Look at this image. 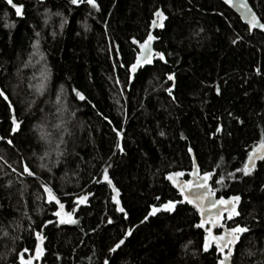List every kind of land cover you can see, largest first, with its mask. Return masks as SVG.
I'll use <instances>...</instances> for the list:
<instances>
[{"label": "trees", "instance_id": "obj_1", "mask_svg": "<svg viewBox=\"0 0 264 264\" xmlns=\"http://www.w3.org/2000/svg\"><path fill=\"white\" fill-rule=\"evenodd\" d=\"M13 2L21 17L0 0V264H19L21 249L32 264H217L186 202L141 223L150 207L182 201L166 176L190 173L191 152L219 198L240 197L226 223L249 231L233 264H264V160L236 171L264 136V35L219 0ZM248 2L264 23V0ZM157 10L164 60L131 83L133 41L144 42ZM25 164L34 176L17 175ZM42 184L76 223H59Z\"/></svg>", "mask_w": 264, "mask_h": 264}, {"label": "snow or ice", "instance_id": "obj_2", "mask_svg": "<svg viewBox=\"0 0 264 264\" xmlns=\"http://www.w3.org/2000/svg\"><path fill=\"white\" fill-rule=\"evenodd\" d=\"M5 2L11 7V9L14 10V13L17 17H21L23 15V11H22L23 5H18L14 3L13 0H5ZM70 2L74 5L80 2H86L89 6L93 8L97 7L95 0H70ZM223 2L231 7H239L243 10L242 18L246 19L248 29L250 32L254 28L264 31V23H261V21L256 17V15L245 3V0H223ZM154 15L160 21H163L166 18L164 14L159 10H157L154 13ZM153 25L154 26L157 25L156 20H153ZM159 26L163 27V24L161 23L159 24ZM155 38L156 37H154L153 35H151V33H149L147 38L144 40V42L139 45L140 53L136 56L135 62L132 63L128 69L130 74L135 73L138 67H141L143 65H150L152 63L153 52H152V48L149 45L151 41L154 40ZM133 43H136V41H133ZM233 43H235V41H233ZM155 55L158 56L160 60H164L163 54L156 53ZM167 78L168 80H173L172 75H168ZM166 91H168L169 94L171 95V89H166ZM73 92L75 93L77 99L81 101L85 99V97L75 89H73ZM218 92L219 90L217 89V93ZM0 98H2L4 101H9V98L3 91H0ZM7 107L9 110L12 109L13 105L11 104V102H8ZM18 126H19V122L15 118H13L11 122V131L16 132ZM220 130L221 129L219 127L216 128V132H219ZM113 131L116 133L117 141H119L120 131H117L115 128H113ZM7 143L11 145L12 141L8 140ZM117 148H119V143H117ZM189 152H191V149H189ZM257 159L264 160V136H262L259 140V143L255 147H253L251 151L248 152V162L245 163L244 168L237 169L236 171L237 172L242 171L244 175H249L253 167L255 166V161ZM193 167L195 168V164L193 165ZM23 173H26L28 176H34V173L29 169V167L26 164L23 166L22 173L18 172L17 175H21ZM183 175L184 173L177 171L168 174L166 179L172 182V186L178 190L180 196L183 197L184 200L182 201L169 200L167 202L161 203L158 207L155 206L150 207L148 214L144 216V220L141 221V223L147 221L149 217L155 216L160 211L171 213L175 209L177 203H183L184 201H186L187 203L193 205V207L196 208L197 212H201L203 214L200 222L196 225V227L198 228L205 229V235L203 238V250L207 252L210 246L214 245L215 251L220 254L217 264H229V260L234 254V248L237 245L238 241L240 240L241 234L248 232L249 229L247 227H242L239 223H234V226L224 229V231L220 235L216 236L212 234L211 228L212 227L224 228V224L220 223L221 219L223 218L221 215L222 212L227 213V217H226L227 220H233L235 216L240 215V213L237 211V204L240 201V197L231 196L227 200H225L224 198H220L218 200H211L210 198L212 196V190L208 187V180L210 179L211 176L209 172H204L202 176L193 172L190 175L196 176L197 177L196 180L187 181V182H181L178 180V178ZM229 176L231 177L232 174L230 173ZM103 179L104 181L107 182L108 186L112 190L113 193L112 201L116 206L115 210L119 213H124V209L120 206V201L117 199L118 196L117 189L112 186V182L107 174V169L104 170ZM222 179L223 177H221V179L219 180H216L215 182L221 183ZM41 188L46 194V202L48 203L55 202V205L57 206L58 210L55 211L53 215L60 218L59 223H72V224L76 223V221L72 218L71 213L63 212L64 205L60 203V201L57 199L53 189L49 187L47 184H42ZM86 200H87V196H80L77 197L76 203L82 204L85 203ZM213 209H215V215H212ZM126 216L127 214L125 213V218ZM108 223H112V220L109 219ZM205 224H209L211 227L205 228ZM130 234H131V230H128L124 232V237H127ZM40 239L41 237L37 235L36 240L39 241ZM123 244H124V239H120L114 246H112L109 249V251L115 252ZM28 251L30 250L21 249L20 252L17 253V259L19 261V264H32L31 257L25 259L24 256L22 255V253ZM36 253L38 258L39 254L41 253V247L39 243H36ZM105 264H107V261H105Z\"/></svg>", "mask_w": 264, "mask_h": 264}, {"label": "water", "instance_id": "obj_3", "mask_svg": "<svg viewBox=\"0 0 264 264\" xmlns=\"http://www.w3.org/2000/svg\"><path fill=\"white\" fill-rule=\"evenodd\" d=\"M219 1H221L227 8H229L240 20H241V22L243 23V25H245L247 28H248V25H247V22H246V19H244V18H242V16H243V10L241 9V8H239V7H231V6H229V5H227V4H225L224 2H223V0H219ZM245 3L248 5V7L252 10V12L256 15V17L260 20V18H259V16L257 15V13L254 11V9L251 7V5L249 4V2H248V0H245ZM161 12V11H160ZM261 21V20H260ZM162 23V21H160V20H157V25H153L152 24V27H151V30H150V33H151V35H153L154 36V34H155V32L158 30V29H160V26H159V24H161ZM261 23H263L262 21H261ZM253 32H259V33H261V34H263L264 35V31H261V30H259V29H257V28H254V29H252V31H251V33H253ZM155 37V36H154ZM143 43V42H142ZM142 43H134V45L136 46V48H137V50H138V53H137V55L140 53V47H139V45L140 44H142ZM157 43V39L155 38L154 40H152L151 41V43H150V47L152 48V52H153V59H152V63L150 64V65H143V66H141V67H138L137 68V70H136V72L135 73H129L130 74V82L131 83H133V81L135 80V78H136V76L139 74V72L141 71V70H145V69H147V68H150V67H152L153 65H154V63L156 62V61H158V60H160L159 58H158V56H156L155 54L157 53V51L155 50V44ZM136 55V56H137ZM136 59V58H135ZM134 62H135V60H134ZM133 62V63H134ZM81 101V100H80ZM191 161H192V170H191V172L190 173H188V174H186V173H184V175L183 176H181V177H179L178 178V180L179 181H181V182H187V181H195L196 180V176H194V175H190L191 173H193V172H195V173H197L198 175H203V173L201 172V170H200V168L198 167V164H197V162H196V159H195V157H194V155H193V153L191 152ZM262 160H260V159H257L256 161H255V166L253 167V169L257 166V164L259 163V162H261ZM246 162H248V159H247V161ZM195 164V168L193 167V165ZM252 169V170H253ZM171 173H173V172H171ZM170 174V173H169ZM211 174V173H210ZM168 176V175H167ZM166 176V177H167ZM166 181L169 183V185L178 193V195L180 196V194H179V192H178V190L176 189V188H174L173 186H172V182L171 181H169L168 179H166ZM211 182H212V175L210 176V179L208 180V187L212 190V196H211V200H218V199H220L218 196H217V194L213 191V189H212V184H211ZM181 197V196H180ZM181 199L182 200H184V198L183 197H181ZM225 200H227L228 198H224ZM184 202H186V201H184ZM187 203V202H186ZM187 205L196 213V215L198 216V219H199V222H200V220H201V217H202V213L201 212H197V210H196V208L195 207H193V205H191V204H189V203H187ZM237 211L239 212V205L237 204ZM212 215H215V209H213L212 210ZM221 215H222V219H221V221H220V223H223L224 224V228H219V227H212L211 228V230H212V234L213 235H216V236H218V235H220L223 231H224V229H226V228H229L228 227V225H226L225 224V222H226V217H227V213L226 212H222L221 213ZM236 217V216H235ZM234 217V218H235ZM206 218V217H205ZM233 218V219H234ZM208 227H211L209 224H205V228H208ZM204 233H205V229L204 228H200ZM217 231H220L221 233L220 234H216V232ZM241 242H242V236H240V240L238 241V243H237V245L235 246V248H234V254H233V256L230 258V260H229V264H233V259H234V257H235V255H236V251H237V249H238V247H239V245L241 244ZM212 248H214L215 249V246L214 245H212V246H210V248H209V250L208 251H210ZM219 254V253H218ZM220 255V254H219Z\"/></svg>", "mask_w": 264, "mask_h": 264}, {"label": "flooded vegetation", "instance_id": "obj_4", "mask_svg": "<svg viewBox=\"0 0 264 264\" xmlns=\"http://www.w3.org/2000/svg\"><path fill=\"white\" fill-rule=\"evenodd\" d=\"M226 221H227V219H226ZM225 224L228 225V227H229V223H226V222H225ZM220 233H221L220 231H217V232H216V234H220ZM233 260H234V259H233Z\"/></svg>", "mask_w": 264, "mask_h": 264}]
</instances>
